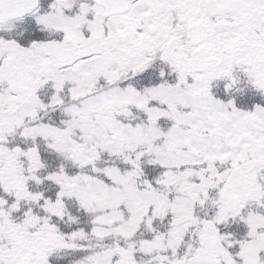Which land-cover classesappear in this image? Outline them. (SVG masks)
<instances>
[{"label":"snow or ice","instance_id":"6c2138e0","mask_svg":"<svg viewBox=\"0 0 264 264\" xmlns=\"http://www.w3.org/2000/svg\"><path fill=\"white\" fill-rule=\"evenodd\" d=\"M0 264H264V0H0Z\"/></svg>","mask_w":264,"mask_h":264}]
</instances>
